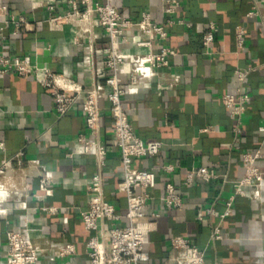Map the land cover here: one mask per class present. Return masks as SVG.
<instances>
[{"label":"crops","instance_id":"1","mask_svg":"<svg viewBox=\"0 0 264 264\" xmlns=\"http://www.w3.org/2000/svg\"><path fill=\"white\" fill-rule=\"evenodd\" d=\"M48 0H0L15 18L28 23L27 32L13 33L11 26L0 44V54L36 59L49 54L43 67L76 83L83 91L90 87L93 68L102 69L108 40L94 24L89 33L76 35L68 25L50 30L45 23L44 4ZM79 2V0H74ZM103 4L104 0H92ZM166 1H173L172 6ZM58 0L53 15L65 9ZM123 17L138 21L150 15L163 27L164 40L128 32L125 55L158 53L162 48L174 52L168 65L142 72L134 87L129 85L132 64L121 68L126 95L122 106L135 135L144 142L158 141L161 152L153 158L133 161V167L154 173L155 186L147 191L145 214H158L154 231L147 238L145 264H163L169 255V241L183 237L204 254L205 264H262L264 257V178L244 191L248 197L235 196V183L245 171L243 154L261 148L264 136L258 128L264 124V5L261 0H109ZM173 7L172 14L165 10ZM253 8L257 15L247 18ZM214 24L213 40L205 48L202 37ZM245 33L243 50L235 44V29ZM76 38V42H74ZM150 41L149 49L136 48L132 39ZM90 41L95 53L86 51ZM240 72L241 77L235 75ZM246 94L249 102L237 122L221 102L223 95ZM101 128L99 143L106 149L103 198L121 217L126 213L125 197L117 192L122 169L119 154L112 145V125L107 103L99 100ZM81 99L63 117H57L48 91L31 78L0 76V264L6 258V233L26 235L41 250L37 264H89L86 244L91 233L84 230L80 212L87 209L88 182L97 169L92 156L77 153L75 139L86 135L80 110ZM234 129H238L236 134ZM21 156H18V155ZM68 155H70L68 157ZM18 156V157H17ZM258 168L262 163L258 162ZM171 166L172 173L161 170ZM207 168L217 179L203 184L195 181L190 188L182 185L186 171ZM50 175V197H43L39 181ZM171 183L183 200L180 211H164V184ZM232 198L230 215L220 219ZM55 208L53 214L43 208ZM211 209L213 216L205 211ZM201 218L199 221L198 218ZM112 223L102 221L98 235H105ZM125 219L115 222L124 228ZM221 239L211 241L214 229ZM72 245L75 254L59 259L55 253Z\"/></svg>","mask_w":264,"mask_h":264},{"label":"built area","instance_id":"2","mask_svg":"<svg viewBox=\"0 0 264 264\" xmlns=\"http://www.w3.org/2000/svg\"><path fill=\"white\" fill-rule=\"evenodd\" d=\"M33 2L35 0H29ZM43 1V0H42ZM103 4L92 0H65V9L61 14L54 16L58 0H48L44 4L47 14L45 23L50 30L59 31L68 25L76 30L77 36L89 33L90 24L94 23L107 37L108 47L105 51L106 60L102 69L93 68L91 61L90 87L83 91L79 85L65 78L63 74H56L47 67L37 68L29 57H17L0 54V76L15 75L22 79L31 78L41 88L48 91L53 102L54 112L57 117H63L71 111L81 99L80 110L84 118L86 135H78L75 139L77 153L84 156H92L97 172L88 182V204L85 211L80 212V219L85 231L91 233L86 248L89 264H145L148 255L145 250L147 238L154 231V221L158 214H151L146 218V203L152 198L147 192L155 186L154 173L147 170H138L133 167V161L141 158H153L162 150V144L158 141L144 142L139 139L128 120V116L122 106V98L126 95L122 87L121 68L126 64H132L129 74V85L134 87L138 83V77L142 72L155 71L168 65V59L174 56V52L162 48L154 54L150 51L130 56L121 52V47L127 44L128 32L135 31L147 38L156 37L164 40L167 36L163 27L151 21L150 15L141 14L138 21L127 19L120 15L109 3ZM172 6H177L173 1H166ZM264 5V0H261ZM166 14L173 13V7L165 10ZM257 15L253 8L247 13V18ZM13 28V33L28 31V23L22 18L12 16L6 5L0 6V44L5 41V32L8 27ZM216 32L214 24L209 25L207 33L202 37V45L207 48L213 40ZM76 42V38L74 40ZM136 48L149 49L150 41H142L139 38L132 39ZM235 44L238 50H243L245 45V33L242 27L235 29ZM86 51L91 58L95 53L90 41L87 42ZM235 75L241 77L240 72ZM107 103V113L112 125V145L119 154L122 169L121 179L117 185V192L125 197L126 213L123 217L118 215L115 208L103 198L104 179L102 169L105 166L106 149L99 143L101 128V108L99 100ZM221 102L231 118L239 122L245 113L249 96L246 94L223 95ZM236 134L238 129H234ZM258 133L264 136V124L258 128ZM18 156H21L20 154ZM17 156V157H18ZM70 155H68L69 157ZM12 159L6 160L0 167V173L10 164ZM241 161L245 166L243 177L235 183V196L248 197L244 191L260 183L264 178V142L260 149L253 154H243ZM262 163V168L257 163ZM161 170L172 173L171 166H163ZM217 179L214 171L207 168H197L185 172L182 185L190 188L195 181L203 184ZM39 191L43 197H50V175L45 174L39 181ZM164 211H180L183 208V200L176 192L175 187L167 182L164 184V196L162 198ZM232 198L226 203L224 212L219 215L224 219L230 215ZM43 211L53 214L55 208H43ZM208 216H213L211 209L205 211ZM125 219L128 225L124 228L115 226V222ZM200 221L201 218L199 217ZM102 221L112 223L107 233L98 235V225ZM221 239L219 229H214L210 240ZM75 254L72 245L60 247L55 255L63 259ZM41 256V250L35 248L30 239L21 233L8 231L6 233V258L4 264H37ZM163 264H205L204 254L194 247L189 240L183 237H174L169 241V255ZM264 264V257L263 262Z\"/></svg>","mask_w":264,"mask_h":264},{"label":"water","instance_id":"3","mask_svg":"<svg viewBox=\"0 0 264 264\" xmlns=\"http://www.w3.org/2000/svg\"><path fill=\"white\" fill-rule=\"evenodd\" d=\"M48 56H49V54L45 51V52L42 53V56L41 57H39V58L36 59V66H37V68H42L43 67V61L45 59H47Z\"/></svg>","mask_w":264,"mask_h":264}]
</instances>
